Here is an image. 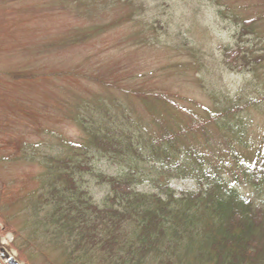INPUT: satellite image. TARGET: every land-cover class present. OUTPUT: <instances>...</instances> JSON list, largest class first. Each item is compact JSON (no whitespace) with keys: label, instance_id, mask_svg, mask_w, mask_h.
Wrapping results in <instances>:
<instances>
[{"label":"rangeland","instance_id":"374dc122","mask_svg":"<svg viewBox=\"0 0 264 264\" xmlns=\"http://www.w3.org/2000/svg\"><path fill=\"white\" fill-rule=\"evenodd\" d=\"M136 4L143 6L142 18L126 24L123 19L132 9L119 4L91 14L70 0H0V213L12 228L4 230L0 221V247L19 264L58 260L57 254L49 253L50 258L37 251L29 258L15 236L25 234L21 213L40 188L43 167L38 162L57 157L63 143L84 141V131L72 118L84 102L118 100L141 126L160 132L138 101H128L94 78L123 81L128 91L171 99L173 109H156L165 114L167 126L162 127L196 125L202 132L181 143L200 150L230 177H241L237 162L247 166L264 151V0ZM252 20L257 23L242 34V24ZM241 50L249 67L231 70L226 57ZM236 106L241 110L228 123L237 125L243 145L211 120ZM91 164L119 170L113 164L108 170L104 162ZM91 185L95 197H102L101 188ZM234 185L244 197L264 200L251 196L241 180ZM174 188L192 192L190 183Z\"/></svg>","mask_w":264,"mask_h":264},{"label":"trees","instance_id":"16d2710c","mask_svg":"<svg viewBox=\"0 0 264 264\" xmlns=\"http://www.w3.org/2000/svg\"><path fill=\"white\" fill-rule=\"evenodd\" d=\"M70 3L91 14L114 4L129 7L126 24L142 18L143 6L136 0ZM256 23L245 21L241 33ZM242 52L227 55L231 70L249 67L250 59ZM94 81L128 101H138L160 132L141 126L118 100L84 102L72 117L84 131V141L63 143L57 157L38 162L43 167L40 188L21 213L25 234L15 236L28 257L35 258V251L50 258L49 253L57 254L51 264H264V200L256 203L234 185L241 180L251 196L264 198V151L247 166L237 162L241 177H230L200 150L181 143L185 136L202 132L196 125L162 127L167 126L165 114L156 109L158 105L164 112L173 109L171 99L128 91L123 81ZM92 109L96 113L88 122ZM239 110L237 106L223 110L211 120L243 145L237 125L228 123ZM92 160L119 170L96 168ZM180 182L190 183L192 192L176 190ZM91 184L101 188L102 197H95ZM2 217L0 213L4 230L12 229L9 218Z\"/></svg>","mask_w":264,"mask_h":264},{"label":"water","instance_id":"95a60500","mask_svg":"<svg viewBox=\"0 0 264 264\" xmlns=\"http://www.w3.org/2000/svg\"><path fill=\"white\" fill-rule=\"evenodd\" d=\"M1 258L3 260H9L10 264H17L13 259L10 258V256L4 250L2 251Z\"/></svg>","mask_w":264,"mask_h":264}]
</instances>
